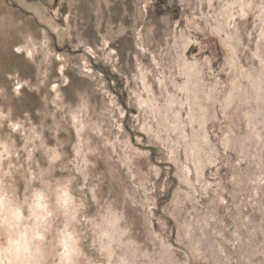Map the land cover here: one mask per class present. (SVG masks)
<instances>
[{
    "label": "rangeland",
    "instance_id": "rangeland-1",
    "mask_svg": "<svg viewBox=\"0 0 264 264\" xmlns=\"http://www.w3.org/2000/svg\"><path fill=\"white\" fill-rule=\"evenodd\" d=\"M65 243L264 264V0H0V264Z\"/></svg>",
    "mask_w": 264,
    "mask_h": 264
},
{
    "label": "clouds",
    "instance_id": "clouds-1",
    "mask_svg": "<svg viewBox=\"0 0 264 264\" xmlns=\"http://www.w3.org/2000/svg\"><path fill=\"white\" fill-rule=\"evenodd\" d=\"M40 200H42V198L38 197V201H37L35 207L41 212L46 211V206H44L42 203H40L39 202ZM14 216L17 220L21 219L19 212L14 213ZM33 238L42 240L43 236L36 234ZM21 239L23 240L24 237L22 236ZM68 239H71V236H69ZM14 246L17 248V252H19L22 247H23L24 251L27 252V248L24 247L23 245H21L19 243V241H17ZM9 254H11V249H9ZM62 255H63L64 260L67 262V264H71L72 251L66 243L64 244V251H63ZM19 258L20 257L17 256V259H19Z\"/></svg>",
    "mask_w": 264,
    "mask_h": 264
}]
</instances>
